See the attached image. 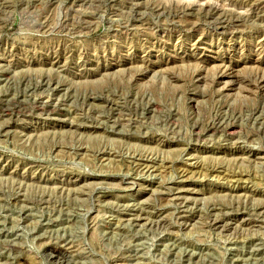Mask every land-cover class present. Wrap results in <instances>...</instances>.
<instances>
[{
    "label": "rangeland",
    "instance_id": "1",
    "mask_svg": "<svg viewBox=\"0 0 264 264\" xmlns=\"http://www.w3.org/2000/svg\"><path fill=\"white\" fill-rule=\"evenodd\" d=\"M0 264H264V0H0Z\"/></svg>",
    "mask_w": 264,
    "mask_h": 264
},
{
    "label": "bare ground",
    "instance_id": "2",
    "mask_svg": "<svg viewBox=\"0 0 264 264\" xmlns=\"http://www.w3.org/2000/svg\"><path fill=\"white\" fill-rule=\"evenodd\" d=\"M225 74V73H224ZM233 77V76H232Z\"/></svg>",
    "mask_w": 264,
    "mask_h": 264
}]
</instances>
